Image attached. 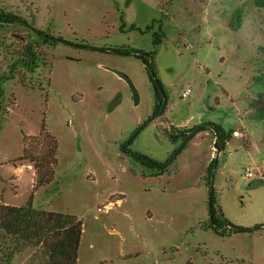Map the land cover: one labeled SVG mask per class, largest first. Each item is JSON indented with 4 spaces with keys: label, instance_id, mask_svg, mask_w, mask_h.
<instances>
[{
    "label": "rangeland",
    "instance_id": "obj_1",
    "mask_svg": "<svg viewBox=\"0 0 264 264\" xmlns=\"http://www.w3.org/2000/svg\"><path fill=\"white\" fill-rule=\"evenodd\" d=\"M0 10L68 42L155 51L167 106L130 149L165 160L180 143L167 137L169 123L212 122L241 133L218 150L212 133L200 131L156 174L121 150L154 105L141 61L40 43L11 24L0 28L1 204L23 206L32 195L37 209L74 215L81 222L76 264H264V228L230 236L211 230L205 179L216 157L213 186L225 216L242 226L264 223V120L249 117L253 100H264V84L255 81L264 73L259 0H0ZM154 33L161 39L155 46ZM29 43L38 46L33 69H13ZM112 69L131 78L137 104ZM23 147L41 164L53 149L48 183L36 182ZM246 167L253 176H244ZM41 260L26 247L9 264Z\"/></svg>",
    "mask_w": 264,
    "mask_h": 264
},
{
    "label": "trees",
    "instance_id": "obj_2",
    "mask_svg": "<svg viewBox=\"0 0 264 264\" xmlns=\"http://www.w3.org/2000/svg\"><path fill=\"white\" fill-rule=\"evenodd\" d=\"M259 4L264 6V0H259ZM236 24H230L231 29L236 30L240 26L241 12L237 10ZM11 24L22 25L36 34L40 43L55 45L58 41L75 45L77 47H88L99 51L116 53L122 55H132L144 66L148 79L154 90V105L151 114L141 122L131 133L130 136L121 145L122 152L129 155L134 161L152 169L156 174L163 173L171 165L182 149L187 145L189 140L198 132L209 130L221 150L231 139L232 131H226L221 125L204 122L191 127H177L168 124L166 128L167 137L180 143L174 148L169 156L158 161L139 151L129 148L133 139L140 131L152 120L163 115L167 106V95L164 91L163 84L158 78L155 69L154 55L155 51H144L129 46H103L95 47L84 44L83 42H68L61 36H55L47 31L41 30L28 22L26 18L19 14L0 10V28ZM149 28V26L147 27ZM161 42L160 33H154L153 45ZM29 43L17 61L13 63L15 69L18 65H23L33 69L38 59L37 47ZM264 51V48L262 49ZM255 81L264 84V73L255 77ZM261 97V93L258 94ZM253 100L251 103L252 112L249 117L253 120H264V100ZM24 140V139H23ZM264 147V132L261 141ZM55 144V142H54ZM53 144V147H54ZM56 145V144H55ZM51 148L50 153L45 154L41 159L43 163H38L37 157H34L23 147V156L29 158L35 163L36 182L48 183L51 176V165L55 163ZM216 157L211 158L206 167V184L208 186L207 210L208 224L211 230L219 235L230 236L237 232H251L254 229L264 228V223H258L253 226H242L232 223L224 214L223 209L218 201L217 192L213 186L214 168L216 167ZM81 235V222L74 215L46 211L37 209L32 205V195L23 206L8 205L0 203V264H9L14 254L22 251L26 247L36 248L39 257L42 258L41 264H76L79 240ZM186 264H193L187 261Z\"/></svg>",
    "mask_w": 264,
    "mask_h": 264
},
{
    "label": "water",
    "instance_id": "obj_3",
    "mask_svg": "<svg viewBox=\"0 0 264 264\" xmlns=\"http://www.w3.org/2000/svg\"><path fill=\"white\" fill-rule=\"evenodd\" d=\"M113 72H115L120 78H122L127 85L129 86L131 93H132V99H133V103L137 104L139 102V93L137 91V88L135 87L133 81L131 80V78L123 71L117 70V69H112ZM215 147L218 148L219 147L217 144H214Z\"/></svg>",
    "mask_w": 264,
    "mask_h": 264
},
{
    "label": "built area",
    "instance_id": "obj_4",
    "mask_svg": "<svg viewBox=\"0 0 264 264\" xmlns=\"http://www.w3.org/2000/svg\"><path fill=\"white\" fill-rule=\"evenodd\" d=\"M190 87H186L184 90H183V92L181 93V97L182 98H184V97H186L189 93H190ZM240 131L239 130H233L232 131V136H234V137H239L240 136ZM244 176L245 177H251V176H253V173H252V171L248 168V167H246L245 169H244Z\"/></svg>",
    "mask_w": 264,
    "mask_h": 264
},
{
    "label": "crops",
    "instance_id": "obj_5",
    "mask_svg": "<svg viewBox=\"0 0 264 264\" xmlns=\"http://www.w3.org/2000/svg\"><path fill=\"white\" fill-rule=\"evenodd\" d=\"M214 140V139H213ZM213 152H214V150H213Z\"/></svg>",
    "mask_w": 264,
    "mask_h": 264
}]
</instances>
